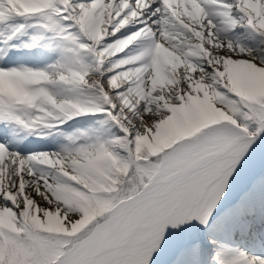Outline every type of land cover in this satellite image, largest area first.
Returning a JSON list of instances; mask_svg holds the SVG:
<instances>
[{"label": "snow or ice", "instance_id": "1", "mask_svg": "<svg viewBox=\"0 0 264 264\" xmlns=\"http://www.w3.org/2000/svg\"><path fill=\"white\" fill-rule=\"evenodd\" d=\"M0 264H264V0H0Z\"/></svg>", "mask_w": 264, "mask_h": 264}]
</instances>
